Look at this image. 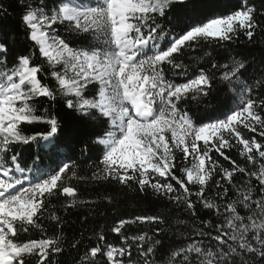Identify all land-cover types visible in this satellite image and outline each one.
Here are the masks:
<instances>
[{
  "label": "snow or ice",
  "instance_id": "snow-or-ice-1",
  "mask_svg": "<svg viewBox=\"0 0 264 264\" xmlns=\"http://www.w3.org/2000/svg\"><path fill=\"white\" fill-rule=\"evenodd\" d=\"M0 264H264V0H0Z\"/></svg>",
  "mask_w": 264,
  "mask_h": 264
},
{
  "label": "trees",
  "instance_id": "trees-1",
  "mask_svg": "<svg viewBox=\"0 0 264 264\" xmlns=\"http://www.w3.org/2000/svg\"><path fill=\"white\" fill-rule=\"evenodd\" d=\"M219 3H231V0H218ZM19 42L21 45H23L24 40H23V36L20 35L19 36ZM197 115H199V113H197ZM62 119L64 120V130L65 132L70 131V129L73 127L74 122H75V117L71 116V115H63L62 114ZM31 130H39L38 126H30L29 131ZM230 154H233V158H236L239 160V156L238 153L235 152H230ZM81 160L85 159L84 157L80 158ZM95 159V154H93V159L89 161V163H92L93 160ZM48 161H46L47 163ZM241 162V161H240ZM243 162V161H242ZM241 162V163H242ZM86 167H85V171H86ZM92 191H95L94 189ZM134 194H129V197L127 200H123L121 201V211H126L129 214L134 213V212H138V211H147V212H151V210L156 209L159 207V205H157L156 203H153L152 200H143V199H132V196ZM98 219L103 220V217H98ZM36 238H38V234L36 236Z\"/></svg>",
  "mask_w": 264,
  "mask_h": 264
},
{
  "label": "rangeland",
  "instance_id": "rangeland-1",
  "mask_svg": "<svg viewBox=\"0 0 264 264\" xmlns=\"http://www.w3.org/2000/svg\"><path fill=\"white\" fill-rule=\"evenodd\" d=\"M232 152H235V150L233 149ZM230 155H233V154H230ZM242 162V161H241ZM243 163V162H242Z\"/></svg>",
  "mask_w": 264,
  "mask_h": 264
}]
</instances>
